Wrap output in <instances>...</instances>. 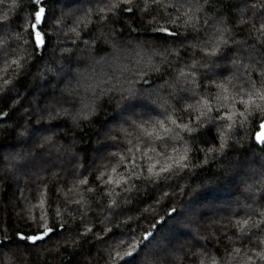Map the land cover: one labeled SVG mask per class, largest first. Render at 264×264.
<instances>
[{"label": "trees", "instance_id": "16d2710c", "mask_svg": "<svg viewBox=\"0 0 264 264\" xmlns=\"http://www.w3.org/2000/svg\"><path fill=\"white\" fill-rule=\"evenodd\" d=\"M261 97L264 0H3L0 264H264Z\"/></svg>", "mask_w": 264, "mask_h": 264}, {"label": "snow or ice", "instance_id": "6c2138e0", "mask_svg": "<svg viewBox=\"0 0 264 264\" xmlns=\"http://www.w3.org/2000/svg\"><path fill=\"white\" fill-rule=\"evenodd\" d=\"M125 2L127 3H131L132 0H125ZM0 3H3V0H0ZM34 5H40L41 4V0H33ZM126 11H131V9H125ZM34 19H35V23H33L31 25V29L32 32L30 33L32 35L35 47L37 49L40 48H44L46 47V43L44 40V37L42 35V32L40 30H37V26L40 25L42 22H46V16H45V9L43 7H39L38 10H36L34 12ZM160 31L163 32H167V29H160ZM170 35H175V33H169ZM262 99H264V97H261ZM262 112H264V108L260 109ZM243 115V114H241ZM226 119H231V117H225ZM243 123V122H241ZM231 127V126H229ZM253 139L256 141L257 144L264 146V120H261L260 124H259V130L255 132V135L253 137ZM223 147V145H222ZM184 159H186V157H184ZM186 166V165H184ZM170 169L165 167L162 168L161 171L162 172H168ZM149 172L152 171L151 168L148 169ZM157 175H159V173H157ZM82 183H85V181H82ZM106 183H112L111 180L106 181ZM124 183H127V181H124ZM173 212L175 211V209L172 210ZM159 223V222H158ZM153 227H155V225H153ZM53 229L52 228H45V230L42 233H39L37 235L34 236H28L25 237L23 235L20 236L21 239L26 240L28 242H31L33 244H35L38 241H42L44 240L46 237H49L50 233H52ZM152 232H147L143 237L142 240L137 243V242H131L128 244V248L130 249L129 251L125 252V256L126 257H130L133 258L136 254L137 249L140 246V243H143V241H147L149 240V238L152 236ZM3 247V243L0 242V248ZM119 255V254H118ZM123 259V257H121Z\"/></svg>", "mask_w": 264, "mask_h": 264}, {"label": "water", "instance_id": "95a60500", "mask_svg": "<svg viewBox=\"0 0 264 264\" xmlns=\"http://www.w3.org/2000/svg\"><path fill=\"white\" fill-rule=\"evenodd\" d=\"M260 124V123H259ZM259 124H258V130H259Z\"/></svg>", "mask_w": 264, "mask_h": 264}]
</instances>
